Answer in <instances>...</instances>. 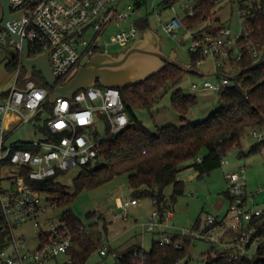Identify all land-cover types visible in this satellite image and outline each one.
<instances>
[{
  "label": "built area",
  "instance_id": "1",
  "mask_svg": "<svg viewBox=\"0 0 264 264\" xmlns=\"http://www.w3.org/2000/svg\"><path fill=\"white\" fill-rule=\"evenodd\" d=\"M206 1L215 5L207 16L208 23H212L231 0H181L165 8L171 10L174 17L164 23L162 29L171 37H176L178 31H186L192 38L190 52L201 54L204 59L211 58L219 74L224 71L225 64L242 59L243 52L238 42L241 38L248 37L253 9H262L264 0H244L240 3L241 34L236 38H233L230 29L222 26L220 17H217L220 20L218 25L223 29L219 36L205 34L196 37L195 34L202 27H187L184 20L195 18L202 10L201 4ZM122 2L123 0H10L13 14L22 10L25 13L20 20L7 24L0 39L4 41L10 33H18L22 40L29 43L30 58L48 52L51 71L57 82L60 80L66 83L94 55L111 54L109 49L112 46L133 45L141 38L142 31L138 23L142 19L135 17L140 14L141 7L129 6L125 11L121 6ZM177 5H180L181 16L177 12ZM109 35L106 50L102 51L103 38ZM15 45L17 52L22 54V44ZM253 57L254 64L261 59L257 50L253 51ZM23 69L20 63L14 70V86L10 91L0 94V229L5 232L1 244L5 247L0 249V264H45L62 255L68 258L67 264H72L69 251L74 244L68 225L61 217L50 216V213L55 212V206L49 201L51 196L38 189L35 183L53 181L60 184L56 180L63 173L75 169L82 172L85 168L95 167L102 141L109 134L124 130L129 119L118 89L90 87L76 92L71 100L58 98L52 104L50 97L60 85L57 83L55 89L46 85L38 86L32 79L33 74L30 79L25 78V87L18 89ZM217 80L216 83L206 80L202 85L193 84L192 87L194 90L222 92L232 86L231 78L226 75L223 79L217 75ZM31 123L39 125V140L10 143L14 134ZM250 139L260 145L264 144V130L254 129ZM3 170L8 175L2 178ZM246 173V169L241 168L239 172L225 175L230 200L227 216L219 219L209 215L198 230L190 232L197 240L209 242L214 248L221 247L219 252L227 253L231 260L250 256L251 250H256L259 244L253 225L262 211L255 205L256 194L248 192ZM2 183L4 187L1 186ZM45 195L49 197L45 199ZM137 203L132 200L122 208L126 211L129 206ZM121 217L124 220L127 218L125 213L119 218ZM173 217L172 211L161 213V210H157L147 224L146 231L154 232L155 227L161 226L163 222H170ZM158 219L160 223L157 222ZM25 224H32L40 230L39 248L36 251L22 252L26 246L25 241L15 235V230ZM161 243L169 245L171 238L167 237ZM176 248H180L178 244ZM100 254L107 256V248L101 250Z\"/></svg>",
  "mask_w": 264,
  "mask_h": 264
},
{
  "label": "trees",
  "instance_id": "2",
  "mask_svg": "<svg viewBox=\"0 0 264 264\" xmlns=\"http://www.w3.org/2000/svg\"><path fill=\"white\" fill-rule=\"evenodd\" d=\"M180 1L164 0L163 7L167 8ZM136 6L142 7L139 2H136ZM201 8L195 18H187L184 23L190 29L202 27L195 34L196 37L205 34L219 36L223 29L218 25L219 18L213 20L214 25L213 22L207 21V16L215 5L206 1L201 4ZM252 18L248 37L241 38L238 42L243 57L240 61L232 60L236 72L235 78L230 77L231 74L228 76L231 78L232 86L220 92V106L206 120L196 124H186L191 111L198 104L197 97L184 94L182 89L178 88L187 73L168 65L145 83L120 91L129 123L121 132L109 134L102 141L96 166L85 168L80 172L74 180L73 192L53 181L35 183L38 189L51 196L49 201L55 206V210L63 209L61 219L67 223L73 237L74 247L69 251L73 259L72 264H87L99 249L98 243L86 234L83 223L71 209L72 203L82 191L94 190L118 177L127 176L133 201L150 198L161 213L173 212L172 205H175L178 198L185 194V183L178 178L182 171L190 168L199 178H203L221 168L224 158L232 150L241 148L244 129L249 128L250 132L254 129L264 130V3L262 9H253ZM138 24L142 32L150 27L148 19ZM254 50L261 55V59L255 64ZM189 53L194 68L205 60L201 54H193L190 51ZM20 63L21 54L17 53L7 63L6 68L10 72L14 71ZM37 75L43 79L40 73ZM57 83L60 86L65 84L60 80ZM96 86L102 88L99 82ZM169 91H172L171 105L180 116L182 125H166L158 127L156 132H151L135 115V111L150 112L160 104ZM262 148L264 144L256 143L248 154L240 153L239 157L246 158L248 155L260 153ZM204 150L207 153L200 156ZM188 163L192 164L185 167ZM170 186L172 194L167 199L165 189ZM202 224L203 221L198 219L194 230H198ZM253 226L254 235L259 237L254 255L231 260L227 253L216 251L212 246L211 250L202 256L203 262L264 264V211ZM82 229L83 233H81ZM189 235L169 237L171 238L169 245L153 241L149 251L139 245L131 246L121 257H116L115 264H181V262L190 264L192 242L196 238L191 233ZM4 238L5 232L0 229V246ZM180 239L184 240L180 242ZM177 244L180 248H176Z\"/></svg>",
  "mask_w": 264,
  "mask_h": 264
},
{
  "label": "rangeland",
  "instance_id": "3",
  "mask_svg": "<svg viewBox=\"0 0 264 264\" xmlns=\"http://www.w3.org/2000/svg\"><path fill=\"white\" fill-rule=\"evenodd\" d=\"M244 0H231L217 14L220 17L221 24L230 29L233 38L241 34L240 31V3ZM136 2L141 3L140 14L135 16L138 19H148L150 28H152L161 38L162 50L169 55L174 52L177 61L182 65H191L190 48L192 38L184 30L178 31L176 37L167 35L162 26L174 17L171 10L163 7L164 0H123L121 6L125 11L127 8L136 6ZM177 12L181 16L180 5L176 7ZM3 20V11L0 6V24ZM214 25V22L212 23ZM220 25V24H219ZM3 29L0 27V34ZM110 40V35L103 38L102 51L106 50L105 44ZM136 43V42H135ZM132 44L127 46H112L109 51L112 55H118L125 52ZM16 45L11 44L10 36H6L4 41L0 39V94L8 92L15 83L16 72L8 71L7 63L17 54ZM85 63V62H84ZM200 73L207 75L206 78L198 77L194 74H186L183 81L178 86L184 94L195 95L198 104L191 111L186 124H196L206 120L209 115L219 108L221 96L219 91L211 90H194L192 85H202L206 80L216 83L217 75L220 79L223 76L235 78L236 72L232 61L225 64L223 73H217L216 64L211 58H205L198 63L196 68ZM38 72L34 73L32 78L38 86H44V79H41ZM76 71L71 75L72 78ZM26 84L25 70L21 71L18 89H23ZM172 91H169L160 102L159 105L149 111H135V115L143 122V124L151 131L156 132L158 127L166 125L181 126L180 116L176 113L171 105ZM39 125L27 124L14 134L10 143L16 141H37V127ZM103 136V129H101ZM249 128L244 129L241 136V148L232 150L225 158L222 167L213 171L209 175L199 178L193 169H186L179 175V179L185 183V194L178 198L177 203L173 206L174 217L170 222H163L161 226L155 227L154 232L146 231V226L150 223L153 213L158 208L150 198L137 200V205L129 206L126 211L122 206L133 200L132 191L129 187L128 177L121 176L114 181L107 183L94 190L82 191L71 205V209L75 216L83 223L86 234H88L95 242L98 243V251L89 259L87 264H115L116 257H121L126 250L134 245H139L142 249L149 251L153 241L162 242L167 237H183L189 235L194 230V225L201 219L205 221L207 216L211 215L219 219H224L229 211L230 200L227 196L228 184L225 175L231 172H239L241 168L246 169V177L248 184V192L256 194L255 198L257 209L264 211V151L248 155L246 158H240V153L248 154L251 147L256 142L251 141ZM207 153L204 150L200 156ZM192 163H188L185 167H189ZM80 174L79 169H75L61 174L57 178V182L73 192L74 180ZM7 172L3 170L1 176H7ZM2 187L5 185L2 183ZM262 189V190H261ZM172 194V187L165 189L167 199ZM45 199L48 195L43 196ZM121 200L122 206L118 204ZM63 209L55 210L50 216L61 217ZM127 216L126 220L121 215ZM117 217V218H116ZM160 223V219L157 220ZM40 230L33 227L32 224H25L15 230L17 238L25 241V248L22 252H33L39 248ZM190 236V235H189ZM184 240V239H183ZM183 240H179L182 242ZM212 245L209 242L193 239L190 264H201L202 256L211 250ZM107 248L108 255L102 256L100 251ZM216 251H221V247L217 246ZM255 249L251 250V255L255 254ZM10 250H7V254ZM115 253V255H114ZM68 258L65 255L52 259L45 264H67Z\"/></svg>",
  "mask_w": 264,
  "mask_h": 264
},
{
  "label": "water",
  "instance_id": "4",
  "mask_svg": "<svg viewBox=\"0 0 264 264\" xmlns=\"http://www.w3.org/2000/svg\"><path fill=\"white\" fill-rule=\"evenodd\" d=\"M3 11L1 29H7L8 23H14L21 19L25 10L13 14L10 8V0H0ZM11 44H22L21 63L26 71V79H30L34 71L40 73L44 84L50 89H55L57 80L53 75L48 58V52L35 58H30L29 43L22 40L18 33H10ZM178 68L187 74H194L206 78L192 65H182L177 61L174 52L167 55L163 52L160 36L150 27L143 33L142 38L130 46L125 52L118 55L99 53L89 61L81 65L75 75L64 85L56 88L50 97L54 104L58 98L71 100L79 90L96 87L97 83L102 88L124 90L145 83L151 77L156 76L167 66ZM1 246V250L4 249Z\"/></svg>",
  "mask_w": 264,
  "mask_h": 264
},
{
  "label": "crops",
  "instance_id": "5",
  "mask_svg": "<svg viewBox=\"0 0 264 264\" xmlns=\"http://www.w3.org/2000/svg\"><path fill=\"white\" fill-rule=\"evenodd\" d=\"M143 33V32H142ZM141 38H142V36H141ZM140 38V39H141ZM139 39V40H140ZM51 103V102H50ZM246 181H247V177H246ZM247 188H248V184H247ZM262 190V189H261ZM257 195H258V193H256ZM257 197V196H256ZM118 204L120 205V206H122V202H121V200L120 199H118ZM255 205H256V202H255ZM256 207H258L257 205H256Z\"/></svg>",
  "mask_w": 264,
  "mask_h": 264
}]
</instances>
